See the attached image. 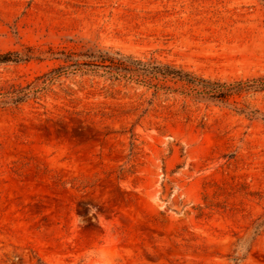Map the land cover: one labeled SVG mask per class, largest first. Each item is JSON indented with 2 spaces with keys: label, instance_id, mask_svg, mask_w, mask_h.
<instances>
[{
  "label": "rangeland",
  "instance_id": "374dc122",
  "mask_svg": "<svg viewBox=\"0 0 264 264\" xmlns=\"http://www.w3.org/2000/svg\"><path fill=\"white\" fill-rule=\"evenodd\" d=\"M97 50L264 76V0H0V264H264V90L66 67Z\"/></svg>",
  "mask_w": 264,
  "mask_h": 264
},
{
  "label": "trees",
  "instance_id": "16d2710c",
  "mask_svg": "<svg viewBox=\"0 0 264 264\" xmlns=\"http://www.w3.org/2000/svg\"><path fill=\"white\" fill-rule=\"evenodd\" d=\"M63 54L65 55V59L70 62L66 67L72 66L77 69H80V67L84 65L90 68L101 67L104 69L105 73L113 77H126L157 89H171L166 85L168 80L178 79L186 81L192 86L193 93L196 97L201 96L210 99H224L232 93H239L244 90H264V76L227 84L197 77L171 64L158 63L153 60H142L121 53L110 54L97 50L83 54H77L75 52H63ZM11 55H13L12 52L0 53V63L10 60H19L17 59V53L15 59H11V57H9ZM81 55L87 57L88 61H79L78 56ZM60 68L65 67L62 66L53 69L51 72L56 73Z\"/></svg>",
  "mask_w": 264,
  "mask_h": 264
}]
</instances>
